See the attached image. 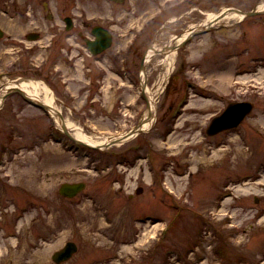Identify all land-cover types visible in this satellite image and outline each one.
Instances as JSON below:
<instances>
[{
  "label": "rangeland",
  "instance_id": "1",
  "mask_svg": "<svg viewBox=\"0 0 264 264\" xmlns=\"http://www.w3.org/2000/svg\"><path fill=\"white\" fill-rule=\"evenodd\" d=\"M263 2L0 0V85L47 84L65 118L94 137L142 119L143 71L147 95L158 92L153 125L104 149L75 143L19 93L6 96L0 147L11 135L14 142L0 153V264H54L67 240L79 248L63 264H264V215L255 217L264 214V174L238 181L264 172V14L194 36L172 69L165 53L142 67L150 46L168 44L209 13ZM57 6L73 14L83 37L94 25L109 27L113 45L89 54ZM244 100L253 109L237 128L207 134L212 117ZM77 181L86 185L76 197L60 194L63 182ZM176 212L179 222L165 230Z\"/></svg>",
  "mask_w": 264,
  "mask_h": 264
},
{
  "label": "bare ground",
  "instance_id": "2",
  "mask_svg": "<svg viewBox=\"0 0 264 264\" xmlns=\"http://www.w3.org/2000/svg\"><path fill=\"white\" fill-rule=\"evenodd\" d=\"M259 9H264V2L258 6ZM242 14L237 12L236 10H229V9H223L219 13H209L207 18L200 23L199 25H194L188 28L184 33H182L179 36H176V38L171 39L170 42L164 46H152L146 55L145 62L148 63L150 60L159 53L160 50L166 49L163 53H165L164 58L162 59L163 64L170 65V69H172L174 63H175V56H176V49L173 48V46L180 44L186 36H188L191 33V30L198 28L199 26H210V25H216L219 23H225L230 19L234 18H241ZM172 47V48H171ZM146 71L142 72V80L146 79ZM20 86L22 89H24L29 95L33 96L34 98L41 100L44 102L47 106H49L48 113L50 116L55 120L58 126H63L66 130L70 131L73 136L76 137V139H79L81 141H84L85 143H88L90 145H107V144H113V145H119L126 140L134 137L137 134V129L134 128L133 130H128L125 132H121L116 135L112 136H106V137H94L91 135H87L84 133L81 128L76 126V124L72 123L70 120L66 119L64 116L63 110L57 106L56 104V96L55 93L51 90V88L39 81V80H19V79H13L6 84L0 85V104L4 101L3 96L4 94L12 87ZM148 88H145V92L147 95ZM161 92V91H160ZM155 95H158V92L155 93ZM155 95H147L148 99H150V106L147 109V112H144L142 121V127L140 129L147 131L154 123L155 120ZM182 222V221H181ZM181 224V223H180Z\"/></svg>",
  "mask_w": 264,
  "mask_h": 264
},
{
  "label": "water",
  "instance_id": "3",
  "mask_svg": "<svg viewBox=\"0 0 264 264\" xmlns=\"http://www.w3.org/2000/svg\"><path fill=\"white\" fill-rule=\"evenodd\" d=\"M115 1L123 2L124 0H115ZM230 9L236 10L237 12L242 13L244 16H251V15L258 14L261 12L259 10H253V11L245 12V11H242L241 9H237V8H230ZM68 28H70V26H68ZM197 32H195V33H197ZM199 32H201V31H199ZM93 33L96 35V40L88 41V47L93 53H95V54L99 53L111 45L112 35L110 34V32L108 30H105V29L98 26V27H95L93 29ZM0 36H2L1 32H0ZM36 37H37V35L34 37H31V38L34 39ZM176 47L177 46H173L174 49ZM164 51L165 50H162V52H164ZM14 90L21 92V94L23 95L24 98H26L29 101H32L34 104H36L38 106L43 107V108L48 107L42 101H39V100L35 101L32 97L28 96L19 87H15ZM252 107H253V104L249 101L231 103L228 106V108L221 115H219L213 119V121H212V123L208 129V133L209 134H215L221 130H224V129H227L229 127L238 125L242 121V119L245 117V115L251 111ZM84 187H85L84 182H74V183L65 182L60 186L59 192L64 196L72 197V196L76 195L79 191H81ZM138 192H140V191H138ZM76 250H77V244L73 241H69L66 243L63 250L56 252L54 254V259L57 262L68 259Z\"/></svg>",
  "mask_w": 264,
  "mask_h": 264
},
{
  "label": "flooded vegetation",
  "instance_id": "4",
  "mask_svg": "<svg viewBox=\"0 0 264 264\" xmlns=\"http://www.w3.org/2000/svg\"><path fill=\"white\" fill-rule=\"evenodd\" d=\"M43 6H44V9H45V12H46V17L47 18H49V19H53V13H52V11H51V9L49 8V2H44L43 3ZM70 8H73V5H71L70 6ZM56 11H57V13L59 14V18L61 19V20H63L64 22V24L63 25H65V20H66V17H68V16H70V15H73L71 12H67V13H64V11H66V8H64V7H61V6H57L56 7ZM29 14H30V12H29ZM73 20H74V22H73V30L75 29V26H76V23H75V17H73ZM91 29H92V27L90 28V32H91ZM74 36H77L78 38H80V39H82V38H84L83 36H84V34H83V31H81V30H78L75 34H74ZM69 39H70V37H68ZM59 41V40H58ZM70 43H73L72 41H70ZM59 231H56V233H58ZM72 259V258H71ZM53 260V259H52ZM70 260V259H69ZM68 260V261H69ZM53 262H54V264H63V263H65V262H67V261H62V262H56V261H54L53 260Z\"/></svg>",
  "mask_w": 264,
  "mask_h": 264
}]
</instances>
